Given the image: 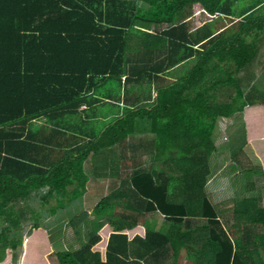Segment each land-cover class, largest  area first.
<instances>
[{
  "label": "trees",
  "instance_id": "16d2710c",
  "mask_svg": "<svg viewBox=\"0 0 264 264\" xmlns=\"http://www.w3.org/2000/svg\"><path fill=\"white\" fill-rule=\"evenodd\" d=\"M234 4L0 0V264L9 253V264H54L53 257L57 264H217L227 246L213 226L227 211L235 257L264 264L259 196L217 204L213 224L199 232L191 227L206 216L221 117L244 114L261 163L248 160L244 169L258 165L264 173V89L253 84L256 69L264 68V15L249 7L235 20ZM38 118L45 120L34 126ZM144 121L148 142L136 140ZM126 143L138 152L129 175L120 165ZM238 158L242 166L246 158ZM156 165L168 176L165 201L183 204L185 217L160 228L145 217L141 227L151 196L132 182L142 175L159 185ZM107 177L119 186L92 207L95 220L83 211L68 222L80 248L55 250L49 223L30 199L39 196L43 205L54 199L48 214L55 215L81 198L91 179Z\"/></svg>",
  "mask_w": 264,
  "mask_h": 264
},
{
  "label": "rangeland",
  "instance_id": "374dc122",
  "mask_svg": "<svg viewBox=\"0 0 264 264\" xmlns=\"http://www.w3.org/2000/svg\"><path fill=\"white\" fill-rule=\"evenodd\" d=\"M258 4V5H257ZM249 7H253L256 16L264 15V0H235L234 8L235 12L231 15L230 18H235L239 16L240 12L244 9ZM264 17V16H263ZM221 18H217L216 21ZM236 20V18H235ZM262 59V60H261ZM264 60V54L260 53L259 61ZM256 69L259 75L256 77L253 84L259 85V89H264V68L259 67ZM263 70V71H262ZM262 92V91H261ZM42 122H35V126ZM140 122H138L139 124ZM146 127L142 128L138 131V136L140 139H144L150 141L152 137V133L149 130L150 125L147 121ZM246 119L244 114L242 113H235L231 117H221L217 123L214 140L216 149L214 150L211 161V173L208 176L207 183H206V191L208 192V197L205 198L204 204L206 206V216L200 218V222L198 220L192 221V228L199 232L203 227L204 224H213V220L211 217V207H214L217 204H223V207H230L232 205H237L241 202L244 198L249 197H260L262 199L264 205V173H263V166L258 167L257 170L250 171L249 169H244L250 162L255 164H259V157L257 151L253 148V144L251 141L247 139L248 131L246 130ZM138 130V127H136ZM137 133V131H136ZM147 137V138H146ZM140 141V140H137ZM143 141V140H142ZM146 143V142H145ZM127 144V143H126ZM123 145L125 148V156L120 162L122 166V172L125 175H129L135 164L134 155H136V151L132 150L130 144ZM128 148V149H127ZM140 149H138L139 151ZM119 152H124L123 147L118 149ZM147 153H149L147 151ZM242 154V157L246 158V162L240 166L234 160V157L238 158L239 154ZM123 155V154H122ZM147 161L150 160L149 156L146 155ZM239 159V158H238ZM150 162V161H149ZM88 161L86 162V165ZM261 164V163H260ZM259 164V165H260ZM90 165L88 164V167ZM147 166H150L149 163ZM158 168V178L161 183L158 185L153 180L151 182L146 181L145 179L149 180V176L147 178L140 175L137 178V183L139 187L142 188L141 191L143 195L147 197L151 196V201L148 203V207L144 216L141 217V221L139 222L141 227H144V219L145 217H149L152 219V225L155 228H160V225L163 223L169 222L171 220L179 221L185 217V206L183 204H168L165 201L166 192L163 197L162 192L165 188V185L168 181V176L162 172L159 168V165H156ZM155 167V168H156ZM89 167V171H90ZM114 180V179H113ZM108 184L104 183V181L97 179H91L87 184V192L79 199L74 200L67 204L55 215L48 214V208L50 205L55 204L54 199H50L49 203L43 205L41 203V199L39 196H35L30 199L29 205H31L35 210H37L41 214V218L45 223H49L48 227V236L52 241V244L55 250H75L80 248V240L78 239V234L74 231V228L68 222L71 218L83 211H88L91 213L89 215V219L95 220V216L92 211V207L95 203L105 195L109 190H111V186H119L118 183L120 180L115 178V180ZM102 183L106 184L105 187L102 186ZM117 183V184H116ZM142 183V185H141ZM143 186V187H141ZM114 188V187H113ZM137 189L139 190L138 186ZM167 191V190H166ZM140 192V191H139ZM150 194V196H149ZM153 196V197H152ZM154 199V200H153ZM160 206H156L157 204ZM156 206V208H155ZM155 208V209H154ZM154 209V210H153ZM181 211L182 213H180ZM208 216V217H207ZM230 213L227 211L224 217H221L218 220V225L213 226V229L218 233L215 235L217 239H220L223 242H226V249L225 251L219 253L217 255V264H244L240 259L235 257L234 251V243L230 238L229 234V226L231 222L229 221ZM182 219V220H183ZM105 217H101L99 219L100 223H105ZM217 221V220H216ZM87 226H83V238L86 237L85 229ZM220 227V228H219ZM134 228L131 231H136ZM212 229V228H211ZM143 230V228H142ZM213 231V230H211ZM257 232L264 233V228L260 227L257 229ZM77 234V235H76ZM264 251V250H261ZM141 254V250L137 249V253ZM225 256H231L229 261H225ZM11 259V253L8 254L6 260L2 264H9ZM54 264H57V258L53 257ZM182 260V258H181ZM182 264H191L189 260H182Z\"/></svg>",
  "mask_w": 264,
  "mask_h": 264
},
{
  "label": "crops",
  "instance_id": "0c3cea01",
  "mask_svg": "<svg viewBox=\"0 0 264 264\" xmlns=\"http://www.w3.org/2000/svg\"><path fill=\"white\" fill-rule=\"evenodd\" d=\"M164 76H165V75H164ZM165 77H167V76H165ZM154 94H156L155 91H154ZM44 120H45V118H38V119H36V120L34 121V126H35V122H36V121H38V122H42V123H43ZM42 123H39V124L36 123V124H37V125H40V124H42ZM37 125H36V126H37ZM136 135H137L136 140H141L140 137L138 136V132H137ZM139 149L141 150L142 148L140 147ZM136 178H138V177H135V178H134L132 184H133L134 187L136 186V188H137V186H138L139 190H141L142 188H140V187H139V184L136 183ZM132 179H133V178H132ZM100 180H101V179H100ZM112 180H113L112 177H107L106 179L104 178V180H102V181H104V183H106V184L109 185V183L112 182ZM114 180H115V179H114ZM114 180H113V181H114ZM131 181H132V180H131ZM104 183L101 182V184H102L103 187H105V185H106V184H104ZM116 184H117V183H116ZM141 185H142V183H141ZM113 187H117V186H116V185H115V186H111V189H112ZM141 187H143V186H141ZM263 193H264V192H263ZM173 206H175V204H174ZM179 212L182 213L181 211H179Z\"/></svg>",
  "mask_w": 264,
  "mask_h": 264
}]
</instances>
